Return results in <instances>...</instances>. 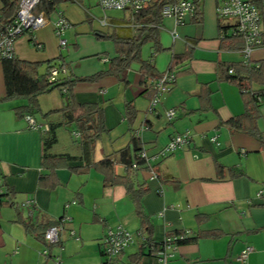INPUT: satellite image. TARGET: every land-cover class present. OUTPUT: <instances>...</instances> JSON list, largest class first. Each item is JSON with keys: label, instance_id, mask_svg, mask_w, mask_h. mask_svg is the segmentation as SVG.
Here are the masks:
<instances>
[{"label": "crops", "instance_id": "crops-1", "mask_svg": "<svg viewBox=\"0 0 264 264\" xmlns=\"http://www.w3.org/2000/svg\"><path fill=\"white\" fill-rule=\"evenodd\" d=\"M71 1L74 4L63 3L59 11L73 27L67 35L76 43L75 48H69L68 42L64 55L54 33L53 15L50 25L17 41L15 59L43 64L40 74L46 72L49 62L57 61L67 66L73 78L89 77L109 68L117 56L116 49L109 47L110 56H101L104 50L89 34V19L100 25L99 21L107 17L111 26L100 27L103 31L114 29L120 35L132 36L133 28L124 23L125 14H118L121 19H116L103 11L104 16L95 19L100 14L99 8L95 9L98 0H79L85 8ZM218 4L219 0H202V22L196 24L190 19L177 29V39L171 34L173 21L165 19L159 30L161 51L156 52L153 43L142 50V59L153 64L158 75L167 73L174 55L193 50L192 59L175 68L176 83L161 97L155 114L143 96L147 88L141 84L140 64H133L125 74L126 83L106 76L95 83H78L71 93L77 104L103 106L109 134L98 143L96 160L127 148L133 134L139 135L150 168L134 169L133 179L137 187L149 189L142 204L153 225L154 242L163 243L168 235L187 231L194 239L180 245L168 264H264V202L258 197L264 189V147L258 139L232 132L223 124L242 116L245 106L237 86L219 81V64L241 63L243 56L240 50L225 48L222 42L221 28L230 31L234 23L219 19ZM3 7L0 0V12ZM260 9L264 32V3ZM252 61L264 64V45L254 52ZM253 89L261 91L264 86L255 84ZM6 94L1 61L0 100ZM131 102L138 110L132 131L125 118L126 104ZM66 104V95L58 90L41 96L40 115L50 116L34 118L41 125L63 122V116L54 112ZM25 105V100L18 99L0 103V183L5 193L0 203V264H51L43 256L49 246L42 239V227L64 216L70 217L61 233L64 250L55 246L51 251L61 255L62 264H130L131 257L139 253L140 241L111 263L102 254L107 230L118 226L132 233L141 230L126 188L105 186L104 176L94 168L73 172L85 166L83 161H61L62 167L48 177L49 170L43 168L42 139L46 133L32 129L16 115V109ZM169 111L176 112L172 120L166 116ZM259 112L258 130L264 136V98ZM185 132L191 133L192 143L165 155L172 139ZM217 165L225 168L221 179ZM115 170L118 175L126 174L124 166L118 165ZM238 173L243 175L233 177ZM41 177L44 186H40ZM29 198L36 201L32 216L23 206ZM21 219L30 223L33 231H27ZM247 247L253 252L242 263L237 258ZM147 253L139 264H160Z\"/></svg>", "mask_w": 264, "mask_h": 264}, {"label": "trees", "instance_id": "trees-1", "mask_svg": "<svg viewBox=\"0 0 264 264\" xmlns=\"http://www.w3.org/2000/svg\"><path fill=\"white\" fill-rule=\"evenodd\" d=\"M21 0H2L4 7L0 12V33L3 29L11 24L17 15L19 3ZM71 0H41L37 6L36 13L45 12L49 17L57 14L59 6ZM177 0H153L152 3L144 7L135 16V24L138 25L133 29L132 36L120 35L114 33L111 37L116 43L117 56L110 61L109 68L100 71L95 75L85 78H73L69 73V77H62L58 82H50V70L53 66L59 65V62H49L48 68L44 74H40L43 64L29 63L19 61L17 59H4V77L7 90L6 97L0 100V103L9 100H25L27 105L16 109V115L23 119L26 115L33 117L40 116L39 98L44 95H50L54 91H60L67 97V104L54 113H60L64 121L58 124H50L49 131L43 136V168L49 170L52 176L54 171L62 167L63 163L72 161H83L85 166L82 169H73V172L80 170L86 171L94 168L104 176V185L124 186L127 195L133 200L135 210L140 218L141 231L147 235V241L140 245L139 253L131 257L130 264H139L141 258L148 250L149 255H155L164 248V243H156L153 240V225L143 208V198L148 194L149 189L135 185L133 179L134 169H149L148 162L141 157L144 151L141 139L138 134H133L130 145L111 156L102 160H96L95 153L98 143L103 136L108 135L109 131L105 126L104 109L98 104H77L72 100V91L78 83H95L106 76H115L126 83L125 74L131 69L133 64L141 66V84L147 88L143 94L150 102H152L158 94V90L154 87V81L162 78L165 74L158 75L155 72L153 64L144 61L141 56L142 48L145 44L152 42L156 52L161 51L159 40V29L163 28L162 11L165 6L175 3ZM197 9L193 23H201L203 18L202 0H194ZM263 0L255 3L262 6ZM130 23H128L129 25ZM227 28H221V39L225 48L233 50H242L243 40L229 36ZM264 36V32H262ZM109 37V36H108ZM264 41V40H263ZM193 50H189L184 55H174L171 66L167 72H175V68L181 63L191 60ZM62 63H60L61 65ZM253 65H245L241 63H220L218 71V79L222 82H230L237 86L241 91L245 112L242 116L234 118L225 124L232 132H241L258 139L264 147V139L258 130V120L260 118L258 97L264 98V89L256 91L253 89L255 84L264 86V64L252 63ZM232 71V73H230ZM176 73V72H175ZM177 75V73H176ZM152 83V85L150 84ZM65 90V92H63ZM263 101V100H262ZM125 118L128 122L129 129L132 131L133 126L138 117V110L134 103H127L125 107ZM45 116V117H44ZM41 116L47 118L48 115ZM36 120V119H35ZM149 126V122L146 123ZM63 130H65L63 132ZM63 133V134H62ZM66 135H65V134ZM61 161L63 162L61 164ZM124 166L126 174L124 176L116 173V166ZM136 166L137 168H134ZM224 166L217 165V173L219 178H223ZM234 173L232 170L230 171ZM242 173L233 177L241 176ZM45 177V179H48ZM40 186H44V177L40 179ZM54 187V185H49ZM21 215V214H20ZM61 219V218H60ZM59 219V220H60ZM58 222V221H57ZM48 223L42 227V239L46 230L57 224ZM22 225L27 231H33L32 225L21 219ZM182 233H174L168 236L181 235ZM194 241L186 237L178 241V246L188 244ZM55 246L49 245L51 252ZM51 256L47 257L50 260Z\"/></svg>", "mask_w": 264, "mask_h": 264}, {"label": "built area", "instance_id": "built-area-1", "mask_svg": "<svg viewBox=\"0 0 264 264\" xmlns=\"http://www.w3.org/2000/svg\"><path fill=\"white\" fill-rule=\"evenodd\" d=\"M153 0H98L99 7L105 11H119L129 14V26L133 29L139 27L135 24V16L144 7L150 5ZM41 0H21L19 3V9L15 20L7 25L0 33V62L4 59L15 58V46L17 41L25 36H33L37 31L47 27L51 24V17L45 12L36 13L37 6ZM264 3V0H263ZM197 6L194 0H177L175 3L167 5L162 11L163 19H171L173 21V30L171 34L174 39H177V29L186 25L190 19L194 17ZM217 16L223 21H232L234 24L231 30L228 31V35L232 37H238L243 40V48L241 54L243 56V62L245 65H253L252 56L254 52L264 45L262 34V13L261 9L255 3L248 0H219V4L216 9ZM55 20L53 21L54 33L58 39L59 47L65 49L68 41L66 39L67 32L71 29L72 25L65 17L64 13L58 11ZM102 27L111 26L107 17H104L99 21ZM160 28L159 30H162ZM37 49H42V45L36 44ZM232 73V71L230 72ZM62 77H69V70L63 63L61 65L53 66L50 70V82L61 81ZM177 75L174 71L167 72L165 75L154 81V87L158 90V94L155 99L150 102L152 114L157 112V107L160 99L163 95L170 93L176 83ZM65 92V90H63ZM262 97L257 98V102L261 103ZM168 119L172 120L176 116L175 111H169L166 113ZM24 120L28 123L32 129L40 130L44 133L49 131V125L39 124L35 118L31 115H26ZM264 139V136H263ZM216 142V138L211 139ZM192 143V137L190 132H185L176 135L167 146L165 155L176 152L178 149L188 146ZM141 157L145 158L148 162L146 153L143 151ZM134 168H137L134 166ZM5 193L0 183V203ZM260 197L264 202V189L259 192ZM23 206L29 210V215H33V209L36 206V201L32 198L27 199ZM70 221V217L64 216L58 220L57 224L49 227L44 235V240L47 245L57 246L60 251L64 250L61 233L64 230L65 223ZM74 235V232H71ZM189 232L182 233L181 235L167 236L164 240V248L154 256L158 259L160 264H168L169 260L175 256L179 246L178 241L185 239L189 236ZM145 243L147 236L140 230L136 233H132L123 226H118L107 230L106 236L102 244V254L107 263H111L121 256L130 246L139 242ZM253 252L251 247H247L240 256L238 261L244 263L248 260L250 254ZM45 258L51 256V264H62L61 255L52 254L49 249L43 251Z\"/></svg>", "mask_w": 264, "mask_h": 264}, {"label": "rangeland", "instance_id": "rangeland-1", "mask_svg": "<svg viewBox=\"0 0 264 264\" xmlns=\"http://www.w3.org/2000/svg\"><path fill=\"white\" fill-rule=\"evenodd\" d=\"M92 2V1H91ZM67 3V2H66ZM77 3H79L80 5L79 6H83L84 8H85V6L86 5H84V4H82V3H80L79 2V0H76V4ZM68 4L69 5H72V4H74L73 3V1H68ZM78 5V4H77ZM96 7H98L99 8V11H100V14H96L95 16L96 17H94L95 19H97V18H100V17H103L104 16V13H103V10L99 7V5L98 6H96L95 5V9H96ZM261 13H262V10H261ZM108 16H110V17H112V18H116V19H121V18H119L118 17V14H120V15H123V14H125V16H126V18H123V20H124V23L125 24H128L129 23V14L128 13H123V12H119V11H114V10H111V11H108ZM88 29L90 30V32L91 33H89L90 35H92L91 37H92V39L94 38L95 40H94V43H98V44H101V46H102V48H103V50L104 51H102V52H104V53H102L101 52V56H103V57H108V56H110V51H108V48L109 47H113L114 49H116V43L114 42V40H113V38H111L113 35H114V33H115V30L114 29H110V28H106V29H104V31H103V29L100 27V25L98 24V22L97 21H95V20H91V19H89V21H88ZM72 28L73 27H71V29L69 30V31H71L72 30ZM111 28H114V27H111ZM68 31V32H69ZM104 32V33H103ZM103 33V34H102ZM109 36V37H108ZM66 39L68 40V42H69V48H71V49H73V48H75V45H76V43L74 42V40L73 39H71V36L69 37V35H66ZM151 43L152 42H150V43H147V44H145L144 46H143V48H142V50H145V49H147L148 47H150V45H151ZM150 50V49H149ZM67 50L66 49H64V55H66L67 54ZM141 56H142V52H141ZM98 57V56H97ZM94 58H96V57H94ZM143 58V57H142ZM59 65H60V62H59ZM155 114V113H154ZM41 117V115L38 117V118H40ZM60 117L61 116H59V117H56V118H59L60 119ZM42 118V120H43V117H41ZM46 119V118H45ZM53 120H57V119H55V118H52ZM96 152H97V150H96Z\"/></svg>", "mask_w": 264, "mask_h": 264}]
</instances>
